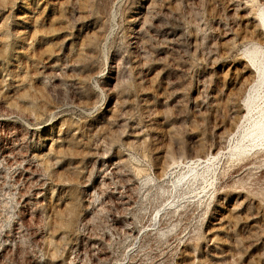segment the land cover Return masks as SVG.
<instances>
[{"label":"rangeland","instance_id":"obj_1","mask_svg":"<svg viewBox=\"0 0 264 264\" xmlns=\"http://www.w3.org/2000/svg\"><path fill=\"white\" fill-rule=\"evenodd\" d=\"M251 1L0 0V264H264Z\"/></svg>","mask_w":264,"mask_h":264},{"label":"bare ground","instance_id":"obj_2","mask_svg":"<svg viewBox=\"0 0 264 264\" xmlns=\"http://www.w3.org/2000/svg\"><path fill=\"white\" fill-rule=\"evenodd\" d=\"M245 1V0H244ZM251 1V0H250ZM260 1V0H259ZM252 2V1H251ZM253 3V2H252ZM259 3V2H258ZM258 3H257V5H258ZM263 3V2H262ZM245 4V3H244ZM254 4V3H253ZM253 4H249L250 6H252ZM259 4H261V3H259ZM247 5V4H246ZM254 5H256V1H255V4ZM149 6V5H148ZM235 6V5H234ZM245 5L244 6H242V4H241V6H238V8H232V9H234V11L235 10H244L245 9ZM249 7V6H248ZM251 8V7H250ZM249 8V9H250ZM252 8H253V6H252ZM251 8V9H252ZM253 10V9H252ZM233 11V12H234ZM250 12H251V10H249ZM133 13H135L136 15L132 18V20H130L129 19V21H131V24H135V25H137V28L136 29H132L133 30V32H134V36H133V38H135L136 40L137 39H139L140 38V35L141 34H143L144 32H145V28L143 29V25H145V23L143 22V18H142V16L143 15H140V14H138V13H140V12H133ZM236 13V12H235ZM253 13V12H252ZM252 13H250V14H252ZM139 15V16H138ZM252 15H254V14H252ZM252 15H249V13H248V10H247V12L246 13H242V15L241 16H239V17H242V19H245L246 21H248L249 22V20L251 19V17H252ZM234 16V15H233ZM232 16V17H233ZM238 16V15H237ZM238 18V17H237ZM258 22H260V24H261V26L260 25H258L257 27L259 28V30H258V32L259 33H257V34H259V37H260V42L262 41V42H264V13H262V12H260L259 14H258ZM253 19L255 20H257V18L255 17V15H254V17H253ZM253 20V21H254ZM245 21V22H246ZM252 21V20H251ZM252 25V24H251ZM254 25H257V24H255L254 23ZM257 27L255 26V28L257 29ZM130 29V30H131ZM143 30H144V32H143ZM255 30V29H254ZM257 31V30H256ZM132 32V31H131ZM108 34V33H107ZM106 34V35H107ZM145 34V33H144ZM102 35V34H101ZM108 36V35H107ZM107 36H106V38H107ZM150 38H151V36H150ZM146 39V38H145ZM104 41V40H103ZM140 41V40H139ZM258 41H259V38H258ZM136 42V41H135ZM141 42V41H140ZM137 43V42H136ZM146 44V43H145ZM138 45V44H137ZM142 45H144L143 43H142ZM142 47V46H141ZM141 47H140V49H141ZM144 47V46H143ZM135 49V48H134ZM136 50H137V47H136ZM140 52V51H139ZM141 53H142V50H141ZM141 53H140V55H141ZM145 54V53H144ZM138 56V55H137ZM142 56V55H141ZM140 56V57H141ZM243 57V59H244V61L246 62V66H245V69H247L246 70V72L245 71H243L242 73L243 74H245V73H247L248 72V74H246L245 76H244V79H243V81H242V85H245V84H250L251 82H252V75H254L253 73L254 72H256L257 73V77H258V83L259 84H261V83H263L264 82V48H261V47H253V48H251V49H247V50H245L244 51V56H242ZM243 70V69H242ZM239 74V73H238ZM256 75V74H255ZM239 76V75H238ZM240 78V77H239ZM243 78V77H242ZM255 79H253V81H254ZM234 81V80H233ZM239 81V80H238ZM234 83V82H233ZM238 84H239V82H238ZM240 84H241V82H240ZM239 84V85H240ZM239 85H238V87H239ZM246 85V86H247ZM251 85V84H250ZM256 85V84H255ZM258 85V84H257ZM241 86V85H240ZM241 87H243V86H241ZM240 88V87H239ZM244 88V87H243ZM252 89H253V86H252ZM243 91V90H242ZM240 92V91H239ZM251 93V92H250ZM241 94V93H240ZM241 96V95H240ZM238 98V97H237ZM248 98V97H247ZM235 99V98H234ZM246 100V99H245ZM251 97H249L248 99H247V101H246V103H245V105L246 106H249L250 105V103H251ZM229 101V100H228ZM244 101V100H243ZM228 103V102H227ZM243 106V105H242ZM241 105H239L238 103H237V101H236V99L234 100V101H230L229 102V104H228V107H226V108H228L229 109V111L233 114V116H239L242 112H243V107H242ZM245 109V108H244ZM256 114H257V118L253 121V123L250 125V127L249 128H247V130L245 131V133H243V135H240V136H242L243 137V139L244 138H246L247 140H248V144H250L249 142H255L256 140H258L259 141V139H261V140H263L264 141V105L263 106H261L259 109H258V111L256 112ZM233 116H231V117H233ZM241 117V116H240ZM237 118V117H236ZM234 119V118H233ZM232 121V120H231ZM231 123V122H230ZM246 140V141H247ZM241 141H242V139H241ZM240 141V142H241ZM244 141V140H243ZM246 141H245V143H246ZM242 143H244V142H241V145H238L237 147H235L237 150H238V152L239 153H243L244 151H245V149L246 148H248V147H245V144H242ZM252 144V143H251ZM254 144V143H253ZM257 144H259V143H257ZM260 144H262V143H260ZM264 144V143H263ZM220 145H221V143H220ZM254 145H256V144H254ZM264 146V145H263ZM262 146V148H264ZM218 147H221V146H218ZM252 148L253 147H255V146H251ZM258 147V146H257ZM252 148H250V149H252ZM217 149V148H216ZM215 149V150H216ZM219 149V148H218ZM217 149V150H218ZM256 149V148H255ZM261 149V148H260ZM220 150V149H219ZM264 150V149H263ZM263 150H261V151H263ZM230 151H232L231 149H230ZM217 152L218 151H216V153H214L213 152V154H211V155H208V156H204L203 158H201L200 157V155H198L199 157L198 158H190L189 159V161H192L191 163H193V162H196V161H200V162H206V161H208V160H210V159H213V157L215 156V155H217ZM236 153V152H235ZM261 153H263V152H261ZM230 155V154H229ZM243 155V154H242ZM260 155V154H259ZM210 156V157H209ZM216 157V156H215ZM231 157H232V155H231ZM253 157H254V155H253ZM262 157V156H261ZM222 158V157H221ZM238 158V157H237ZM249 159V158H248ZM254 159V158H253ZM194 160V161H193ZM214 160V159H213ZM239 160H240V158H239ZM242 160V159H241ZM257 160V159H256ZM256 160H254V161H251V159H249V163L248 162H246V163H244L243 164V166H247L248 164H254V162H256ZM259 161H261L260 160V157H259V159H258ZM263 160V159H262ZM211 161V160H210ZM215 161V160H214ZM213 161V162H214ZM238 161V160H237ZM244 161V160H243ZM246 161V160H245ZM264 161V160H263ZM241 162V161H240ZM264 163V162H263ZM198 164V163H197ZM200 164V163H199ZM202 164V163H201ZM236 164V163H235ZM239 164H241V163H239ZM257 164V163H256ZM261 164V163H260ZM209 165H211V164H209ZM213 165V164H212ZM262 165V164H261ZM196 166V165H195ZM241 166V165H240ZM252 166V165H251ZM197 167V166H196ZM237 167H239V166H237ZM256 167V166H255ZM258 167V166H257ZM256 167V168H257ZM189 168V167H188ZM246 169L248 168V167H245ZM245 168L243 167V169L245 170ZM256 168L254 169V170H256ZM259 168H260V166H259ZM235 169V168H234ZM252 169V170H253ZM192 170H194V168L193 167H191V169H189V172H192ZM250 170V169H249ZM187 171V170H186ZM242 171V170H241ZM234 172V171H233ZM232 172V173H233ZM237 172V171H236ZM252 172V171H251ZM256 172V171H255ZM257 172H258V170H257ZM183 174V173H182ZM194 174V173H193ZM192 173L191 174H189V175H193ZM239 174V173H238ZM242 174V173H241ZM240 174V175H241ZM253 174H254V172H253ZM181 175V174H180ZM231 175V174H230ZM245 175V174H244ZM247 175V174H246ZM196 176H198V175H196ZM232 176V175H231ZM235 176L236 175H234V178H235ZM185 177H187V175L186 176H183L181 179H183V178H185ZM190 177V176H189ZM240 177V176H239ZM188 178V177H187ZM187 178H186V181H187ZM233 178V177H232ZM196 179V178H195ZM215 179V178H214ZM238 179V178H237ZM178 180V179H177ZM232 180V179H231ZM186 181H184V182H186ZM213 181H215V180H213ZM208 182H210V181H208ZM215 183V182H214ZM213 183V184H214ZM225 183V182H224ZM233 183H235V182H233ZM231 184V183H230ZM229 184V185H230ZM185 185V184H184ZM211 185V184H210ZM219 185V184H218ZM226 186V185H225ZM228 187V186H227ZM226 187V188H227ZM234 187V186H233ZM242 187V186H241ZM238 189V188H237ZM224 190V189H223ZM220 191V190H219ZM222 191V190H221ZM220 191V192H221ZM238 191V190H237ZM239 192V191H238ZM237 192V193H238ZM222 193V192H221ZM217 202V201H216ZM233 209V208H232ZM220 219H221V217H220ZM218 222V221H217Z\"/></svg>","mask_w":264,"mask_h":264}]
</instances>
